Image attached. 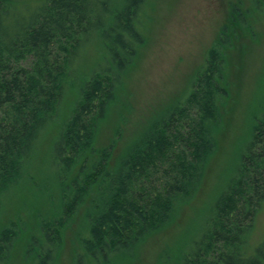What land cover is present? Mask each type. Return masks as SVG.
Wrapping results in <instances>:
<instances>
[{"label": "trees", "instance_id": "trees-1", "mask_svg": "<svg viewBox=\"0 0 264 264\" xmlns=\"http://www.w3.org/2000/svg\"><path fill=\"white\" fill-rule=\"evenodd\" d=\"M158 2L0 0V264H131L173 227L160 264H264V106L217 166L264 0H225L183 87L132 123Z\"/></svg>", "mask_w": 264, "mask_h": 264}, {"label": "rangeland", "instance_id": "rangeland-1", "mask_svg": "<svg viewBox=\"0 0 264 264\" xmlns=\"http://www.w3.org/2000/svg\"><path fill=\"white\" fill-rule=\"evenodd\" d=\"M225 16V0H159L146 49L126 86L127 92L133 94L137 105V114L132 123L140 120L150 110L153 111L160 100L168 99L179 92L201 60L203 49L215 38ZM261 32L263 38L260 44L252 45L244 72L237 68L233 74V82H236L234 92L237 96L234 104L237 109L232 118L233 127L229 128L227 136L221 140L224 150L217 161V166L221 164L220 168L234 159L235 146L243 139V130L246 131L249 126L247 123L250 118L261 117L262 114L264 26L261 27ZM105 137L106 135L103 138ZM209 179L210 185L207 189L218 178L213 176ZM16 205L12 204L9 209H15ZM191 212V208H187L182 219L188 221V215H193ZM178 230L182 231L183 227H173L165 234L150 240L131 264H160L165 249L182 240V234L173 236L175 239L172 237ZM67 259L68 255L63 261L67 262Z\"/></svg>", "mask_w": 264, "mask_h": 264}]
</instances>
